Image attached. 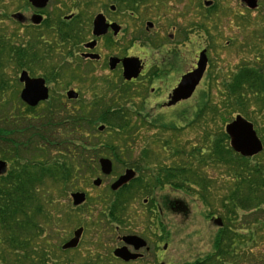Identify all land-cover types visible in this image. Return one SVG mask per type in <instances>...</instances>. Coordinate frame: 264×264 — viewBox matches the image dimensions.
Wrapping results in <instances>:
<instances>
[{"label": "rangeland", "instance_id": "1", "mask_svg": "<svg viewBox=\"0 0 264 264\" xmlns=\"http://www.w3.org/2000/svg\"><path fill=\"white\" fill-rule=\"evenodd\" d=\"M59 1L63 4H60L61 8H58ZM59 1L58 3L57 0L52 2L50 9L51 13H53L52 16L69 15L71 11L65 7L71 6L70 2L68 0ZM153 1H151L153 3L140 6L137 12L138 18L133 19L124 14L123 11L118 10V8L115 13L109 14L108 8L104 9L100 5H94L91 3V0H81L80 2L83 7H87L78 9L83 19L81 22L82 28L80 29L84 30L86 27L90 31L89 39L91 37L94 17L101 10H104L123 25L124 33L121 37L120 35L118 36V40L116 39V43L112 47H108L107 40H104L97 49L100 54L122 57L129 54L136 58L145 59L152 68H155V65L164 56L171 71H174L173 67L175 65H180L179 71L182 69L181 73L188 71L193 63L197 64L200 52L205 49L207 51L208 66L203 80L192 97L182 100L186 102H183L176 108L171 110L165 109L167 107V97L171 94V86L165 91L168 88V84H165L164 87L159 82L155 84V87L160 90L159 92H156L157 89L154 90L156 93L151 90L154 85L143 86L139 84L135 87L124 86L118 82L116 83L118 79L116 74L109 75L107 72H103L107 63L104 65L99 62L93 67L89 63L83 62L80 55L75 54L74 57L68 60L67 58L60 60L61 52H56L51 65L40 62L37 65H32L30 68L32 76L46 79V77L51 78L53 68H61L65 67L66 63L69 64L72 66L71 68H63L65 70L64 76L62 73H59L58 76L59 78H65V80L57 78L56 81H51L48 84L52 102H62L67 107L64 110L69 112H72L74 109L80 111V108L84 106L86 107H83L84 112H89L90 110L96 111V114H93L95 118L107 108H120L129 121L128 128L123 130L121 135L108 130L106 125L101 124L100 121L95 124L96 126L93 125L92 127L94 133H97L98 130L101 132L100 146L103 147V154L101 156L102 158L113 160L114 175L111 177L104 176L98 168L97 174H87L86 180L78 184L77 188H69L66 192L62 191V187H59L62 185L61 183L56 184L59 185L57 187L49 183L54 200L48 207V211L55 223L48 228L46 239L50 242L51 247L57 248V252L56 254H51L48 264H96L95 262L101 256L106 255L107 251L111 252L112 243L110 240L114 233L107 227L104 217L100 215L105 211V205L100 199L106 195H110L109 188L115 180L114 177L116 178V176L123 172L126 164L137 163L139 154L144 149H150L153 153L156 152L158 145L154 144L155 141L160 140L159 142L163 143L164 140L176 137L179 144L187 151H192L196 145H199L202 141V134L199 129L191 124V121L194 119L197 106L201 103L204 93L210 89L212 102L217 103L220 100L219 90L223 88V85L231 79L237 69L248 63H252V61L260 57L259 53L264 48V38H261L264 26V0H260L258 10L245 8L241 0ZM206 1L212 2L216 8L213 10H210L208 7L206 8L204 6V2ZM111 2L115 4L114 1H110L109 4ZM246 19L250 21L247 25L244 23ZM149 21L154 23V27L147 32L145 24ZM0 29H4L9 34V37H11L13 31L11 25L0 24ZM141 31L147 32L146 34H149L151 39L155 38V41L157 39L167 42L169 45L167 48L176 51L172 53L163 51L160 53L156 46H148L144 40H138L132 44L131 42H133L134 37ZM186 35L187 39L184 40ZM179 43L182 44L181 48L178 46ZM10 46L13 47L14 45ZM2 63L0 76L3 81L7 82L8 86L6 90L0 93V127L7 130L17 127L21 129L28 124H33L35 121L30 122L31 118L26 115V109L22 106L20 99L22 86L18 80V67L9 61L7 51L3 55ZM78 65H80L83 71L87 70L89 75L83 74L82 78L78 77L72 81V73L68 69L73 70V68L79 67ZM175 71L179 72L178 70ZM177 72L175 74H178ZM164 79H166L167 83H171L173 78L167 76ZM141 85L147 88L146 92L142 91ZM69 88L78 91L80 96L79 102H69L65 98V93ZM44 109L45 105L37 108L35 112L39 114ZM5 117H14V119L12 121L9 120V122L2 121ZM236 117L237 115H234L226 124L221 121L218 122V129L225 132L227 124L233 122ZM245 119L254 125L259 138L263 141L264 125L262 120H258V123L255 124L252 119ZM144 121L147 123H144ZM161 124H175L183 131L174 134V132L163 130ZM101 127L104 128L102 131H100ZM124 133L126 134L123 135ZM14 137H19L17 141L23 140V142H26L25 138L31 136L29 132H24L23 135L14 134ZM34 139L40 141L39 143L41 144L39 138L34 137ZM126 141L127 143L124 144ZM107 144L123 147L118 150V157H112V153L104 146ZM50 156L54 158L59 156V153L54 149ZM160 159L161 161H154L150 165L154 171V176H157L162 169L172 164V161L168 157ZM10 167L11 164L7 161V171H9ZM224 173L222 167L215 166H210L206 171V176L216 183V186H212L213 190L217 194H219V190H222L223 193L219 197L215 194V197L213 196L211 199L214 209L220 206L219 202L223 200V196L227 192L226 176ZM97 178L102 179L100 187L93 185V181ZM77 191L87 192L88 200L85 205L74 208L71 194ZM172 193L174 192L170 187H164L160 191V196L165 197ZM142 198L143 196L140 199ZM135 203L132 205V201H130V205L132 206L129 212H135V216H143L142 210L133 207L136 206ZM203 204L205 203L203 202ZM196 205H199L196 207V209H199L192 216V220L187 222V224L181 221L177 222V227H175L177 223L173 222L171 215L164 211L165 223L173 233L167 254L174 256L175 259L173 261H175V264H183L198 259L202 260L212 254L213 238L218 229L215 228L213 223L206 221L207 216L199 215L202 207L200 204ZM205 209L206 212L209 211L207 207ZM241 214L243 215V213ZM248 218L244 219V216H242L241 223L246 222ZM248 221L245 224L247 230L249 229ZM256 226L258 227V224L257 222L254 223L253 220L251 226L253 229H249L254 232L255 242L253 246H243V249H241L240 254L234 261L227 262L225 259L222 261L223 264H264V232ZM79 227L84 228V235L80 245L75 250L63 253V245L73 238L75 230ZM134 229L141 231V228L139 229L138 227ZM192 232L194 235L191 234Z\"/></svg>", "mask_w": 264, "mask_h": 264}, {"label": "trees", "instance_id": "2", "mask_svg": "<svg viewBox=\"0 0 264 264\" xmlns=\"http://www.w3.org/2000/svg\"><path fill=\"white\" fill-rule=\"evenodd\" d=\"M244 21L245 25L250 22L248 19ZM75 28L77 25L71 30ZM262 30L261 38H264V26ZM77 38L66 36L64 40L68 43L71 40L72 46H76ZM147 40L156 45L154 39ZM6 51L12 62V46L0 41V69ZM259 55L252 63L237 69L223 85L217 103L212 102L210 89L204 93L191 121L202 134L199 145L187 151L176 137L164 140L163 143L158 140L154 143L158 145V150L153 153L150 149H144L136 163L151 165L154 161H161L162 157H168L172 164L153 176L152 187L158 185L161 188L190 190L187 184L193 183L192 187L204 193L213 189L209 185L212 180L206 176L207 169L210 166L223 168L227 192L219 204L225 207L224 229L213 242L215 252L202 264H217L215 257L221 255L227 262L234 261L239 249L253 246L254 232L249 230L253 220L258 224L256 227L264 232V151L252 158L242 157L231 148L228 135L218 129V122L226 124L234 115L250 118L255 124L262 120L264 125V48ZM33 60L35 65L40 62L53 63L52 57L39 51L37 44ZM65 67L53 68L51 78L47 77L49 81H56L59 73L63 75L64 69H67ZM68 71L72 73V81L78 78L77 73L70 69ZM7 86V82L0 76V93ZM22 106L31 118L30 122L35 121L33 124L11 130L0 127V159L11 164L9 171L0 176V264H48L51 254L57 252V248L51 247L46 239L48 228L55 223L48 211L54 200L49 183L56 187L59 186L56 184L61 183L59 187L66 192L69 188H77L78 184L86 180L87 174H97L103 147L100 146L101 132L98 130L94 133L93 125L96 126L100 121L108 130L121 135L128 128L129 121L120 108H107L95 118L93 114L96 111L84 112V106L80 111L74 109L72 112L60 113L62 109L51 101L45 104L44 111L39 114L23 103ZM13 119L5 117L2 121ZM161 128L174 134L183 131L175 124H161ZM24 132H29L31 137H26V142L17 141L19 137H14V134L23 135ZM34 137L39 138L41 144ZM104 146L113 158L118 157V150L123 148L113 144ZM54 149L59 156L52 158L50 154ZM142 184L141 180H136L114 197L110 194L113 201L106 196L105 200H101L105 212H127L128 199L140 196ZM212 198L213 194H209L205 202L212 205ZM242 216L244 219L249 217L248 230L245 227L247 221L241 223Z\"/></svg>", "mask_w": 264, "mask_h": 264}, {"label": "flooded vegetation", "instance_id": "3", "mask_svg": "<svg viewBox=\"0 0 264 264\" xmlns=\"http://www.w3.org/2000/svg\"><path fill=\"white\" fill-rule=\"evenodd\" d=\"M56 0H48L45 6L42 8L36 7L33 3H31L30 0H0V24H9L12 26L13 31L11 34V37H9V34L4 31V29H0V41L5 42L9 45H14L13 48V57L14 60L12 63L16 64L18 67V76H19V83L22 86V90L24 88V84L20 82V76L23 73H26L31 79H36L34 76L31 75L30 68L32 65H34V52H35V45H38V50L42 53H47L48 56L52 57L54 60L55 53L61 52V59L62 58H72L76 55H80V58L85 63H89L90 66H96L97 63H103L106 65V68L103 69V72H107L109 75L116 74L118 79L116 83L118 82L121 85L124 86H137L139 84L145 85H151L152 91L157 89L155 87V84L158 82L163 84V87L165 84H168V88L165 90L167 91L170 87L171 94L167 97V107L165 109L171 110L176 108L178 105L182 104L186 101H180L176 104L169 105L171 102V96L175 89L179 86V84L182 82V78L189 73L193 72L197 64L199 62V57L197 64L193 63L192 67L185 71L184 73H181L182 69H180V65H175L173 67L174 71H171L169 68V64L167 63V59L164 58V56L161 57L158 64L155 65V68H152L150 64H148L145 59L142 58H136L134 56H131L129 54H126L124 57L122 56H104L100 54L97 49L99 48V45L104 41L107 40V46L112 47L114 43H116V39L118 40V36H122L124 33V27L122 24H120L114 17H112L109 14L115 13V11L120 10L123 11L124 14H127L130 18L137 19L138 15L137 12L140 9V6L145 5L147 3H153V0H134L132 2L131 0H91V3L94 5H100L104 9L108 8L109 14L105 12L104 10H101V12L96 15L92 21V30H91V37L90 31L88 29L81 30V22H82V15L79 14L78 9L83 7L81 4V0H68L71 4L69 7H65L66 9H70L71 13L69 15L65 16H57L53 17L50 11L52 2ZM59 0H57L58 3ZM110 1H114L110 3ZM153 1V2H151ZM210 2V1H206ZM260 2V0H259ZM242 3V0H241ZM61 1H59L58 8L60 7ZM162 5V3H161ZM66 6V5H65ZM204 6L207 8H213L215 5L212 4L210 6H206L204 2ZM245 8L246 5H243ZM87 7V6H84ZM83 7V8H84ZM90 7V5H88ZM87 9V8H86ZM259 9V8H258ZM257 9V10H258ZM213 10V9H212ZM62 11V10H61ZM55 15V14H54ZM102 17L105 19V25H107L108 31L106 34L102 36H96L94 35V24L97 17ZM142 17V16H141ZM77 25V29L75 28L73 31L71 28ZM151 25V26H150ZM154 27V23L149 21L145 24V30L149 32L150 29ZM147 32H139L137 36L134 37L132 44H134L138 40H144L145 44L150 46L153 45L158 48V51L161 53L163 51H166V53H172L176 50L174 49H168L169 47L167 42H162L160 40L156 39V45L151 44L148 42L147 38L151 39L149 34H146ZM66 36H78L77 38V44L76 46H72V41L70 40V43H68L66 40ZM187 35L184 37V40ZM11 39V41H10ZM155 40V38H154ZM189 41V40H188ZM12 42V43H10ZM93 42L96 43L95 47H90V44ZM188 43V42H187ZM70 45V46H69ZM178 46H182L181 43L178 44ZM15 47V48H14ZM203 51V50H202ZM77 52V53H76ZM201 53V52H200ZM171 56V55H170ZM200 56V54H199ZM135 58L138 59L139 64L141 65V71L139 76L136 79H131L130 81L126 80L124 77V60ZM113 60H117V64L115 68H111V62ZM69 68V64L66 63ZM79 67L73 68L71 70L74 73H77V77L83 76V74H86V76L89 75V72L83 71V69ZM150 67V68H149ZM169 69H167V68ZM178 70L179 72L175 71ZM177 72L178 74H175ZM172 77V82L167 83L166 79L164 77ZM41 78V77H39ZM46 82V87L49 89L48 84L51 82L46 77L42 78ZM203 80V79H202ZM202 82V81H201ZM140 86L143 90V92H146L145 90L147 88ZM21 90V91H22ZM161 90H163L161 88ZM69 91H75L78 94L77 100H69L67 98V93ZM160 90L157 89L156 92H159ZM164 91V92H165ZM155 92V93H156ZM154 93V94H155ZM79 93L76 91V89H68L65 93V98L69 102H79ZM149 98V96H147ZM51 95H50V89H49V100L46 102H41L38 104L37 107H34L32 109H37L39 107H42L43 105L47 104L48 102H51ZM56 106L60 107L62 110H60V113L66 112L67 107L63 105L62 102H52ZM164 103V102H163ZM146 119V117H144ZM150 122V121H149ZM144 123H147L144 121ZM102 159V157L100 158ZM98 160V166L101 171L99 161ZM109 159V158H108ZM110 160V159H109ZM113 163V160H111ZM132 170L136 173L135 178L130 181L128 184L123 186L117 191H113L111 189V186L121 177L123 176L126 171ZM153 169H151L150 165L145 164H126L123 172L114 177V181L110 186V194H112L114 197L120 190L123 188H129L134 181L141 180L142 181V188L140 190V196H136L135 198H129L128 204H127V212L124 214H116L111 212H102L100 215L104 217L106 220L107 227L111 230V232L114 233V235L111 237V252L107 251V254L104 256H101L96 264H175V261H173L175 258L174 256L168 255L169 247L171 244V240L173 237V233L171 230L167 227V224L165 223V216L164 211L167 214H170L173 222H183L186 223L192 220V216L198 209L199 205H201V209L199 211V215L207 216V222L213 223L215 228H217V233L215 234L213 238V242L215 241L217 235L222 232L224 229V218L225 216V207L224 205H220L217 209L213 207V205H210L204 201V198H208L209 194H217L213 189H211L209 192L204 193L199 190H196L195 187H192L193 183H189L187 185L190 186V190H183V189H175L171 188V190L174 192L171 195H167L165 197L160 196V191L162 190L161 186L152 187L153 182H151L153 178L152 174ZM148 173V174H146ZM114 175V163H113V172L108 177H111ZM102 180V179H101ZM215 184V185H214ZM102 185V184H101ZM211 186H216L215 182L209 183ZM213 190V191H212ZM80 193H84L86 195V200H88V193L77 191ZM223 195L222 190H219V195ZM107 196V195H106ZM106 196L100 200H105ZM109 195V200H112V197ZM143 196L142 199H140ZM215 197V196H214ZM99 200V199H97ZM130 201L136 204V206H133L135 209L142 210L143 216H135V212H129L132 205H130ZM87 202V201H86ZM203 202L205 204H203ZM83 206V205H82ZM81 207V206H79ZM78 207V208H79ZM205 207L209 209V211L206 212ZM77 208V207H76ZM203 212V213H202ZM217 220L222 221V226L218 225ZM140 221V222H139ZM178 223L175 225L177 227ZM135 227H138L141 231H138L137 229H134ZM84 229V228H83ZM192 235L193 232L191 233ZM84 233L82 234V237L80 239L79 245L81 243V240L83 238ZM139 239V240H137ZM145 244H144V243ZM78 245V246H79ZM213 247V243H212ZM252 247V245L250 246ZM78 248V247H77ZM76 248V249H77ZM125 248L130 256L129 260L126 261L122 259L120 256L116 255V252H118L120 249ZM241 249L238 250V255L240 254ZM214 248L212 250V254L214 253ZM209 256H206L202 260H193L192 262H186L183 264H202L208 260ZM223 255L216 256L215 261L217 264H222Z\"/></svg>", "mask_w": 264, "mask_h": 264}, {"label": "water", "instance_id": "4", "mask_svg": "<svg viewBox=\"0 0 264 264\" xmlns=\"http://www.w3.org/2000/svg\"><path fill=\"white\" fill-rule=\"evenodd\" d=\"M36 7L42 8L46 5L48 0H30ZM259 0H242V3L246 5L251 10H256L258 8ZM206 6H210L211 2H205ZM105 19L102 17H97L94 24V35L102 36L107 33L108 26L104 24ZM151 26V25H150ZM96 43L90 44V47H95ZM124 63V77L126 80L136 79L141 71V65L138 59L130 58L123 61ZM208 59L206 56V51L204 50L200 54L197 69L182 78V82L179 84L177 89L174 90L171 96L170 106L176 104L182 100H187L192 97L197 87L199 86L207 68ZM117 60L111 62V68H115ZM20 82L24 84V88L21 92V101L29 107H37L39 103L48 101L49 99V89L46 87V82L42 78L31 79L26 73L20 76ZM67 98L69 100H77L78 94L75 91H69L67 93ZM104 128L101 127L100 131ZM226 134L230 139L231 148L242 157L252 158L257 156L264 150V145L262 140L259 138L254 125L247 121L242 116L238 115L233 122L226 126ZM101 172L105 176H109L113 170V164L108 159L100 160ZM7 171V163L0 160V175L5 174ZM136 176V173L132 170L126 171V173L121 176L111 187L113 191H117L130 181H132ZM94 186L100 187L102 184L101 179H96L93 182ZM73 200V206L78 207L86 202V195L84 193H74L71 195ZM218 225L222 226V221L217 220ZM83 228L77 229L73 238L69 240L62 249L64 251L75 249L78 247L80 239L83 234ZM139 240V239H137ZM144 243V242H143ZM145 244V243H144ZM116 255L120 256L122 259L128 261L130 256L125 248L120 249L116 252Z\"/></svg>", "mask_w": 264, "mask_h": 264}]
</instances>
